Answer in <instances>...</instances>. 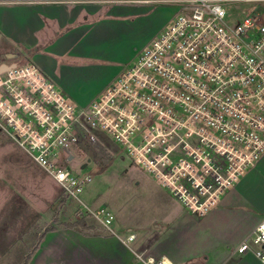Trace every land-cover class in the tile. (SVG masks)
Instances as JSON below:
<instances>
[{
	"label": "built area",
	"instance_id": "1",
	"mask_svg": "<svg viewBox=\"0 0 264 264\" xmlns=\"http://www.w3.org/2000/svg\"><path fill=\"white\" fill-rule=\"evenodd\" d=\"M29 0H0V5ZM36 3L58 0H34ZM169 7L164 30L86 105L34 63L0 74V133L111 235L114 216L79 199L89 176L69 164L106 134L193 216L217 206L264 155V11L227 21L226 7L264 0H127ZM73 149H75L73 151ZM264 264V216L234 249ZM144 264H171L138 256Z\"/></svg>",
	"mask_w": 264,
	"mask_h": 264
},
{
	"label": "rangeland",
	"instance_id": "2",
	"mask_svg": "<svg viewBox=\"0 0 264 264\" xmlns=\"http://www.w3.org/2000/svg\"><path fill=\"white\" fill-rule=\"evenodd\" d=\"M258 10L264 11V1L228 6L227 21L230 22V18L241 19L246 13ZM143 15L122 16L121 19L125 21L116 23L117 37L112 38V42L106 45V56L98 60L104 65L103 71L93 78L96 82L104 81L105 86L99 92L87 94L85 104L97 99L112 85L120 70L132 65L138 49L150 43L170 23L166 25V19L161 24L157 21L160 26L158 25L154 32V24L147 20L150 19V14ZM142 16L144 18L141 19ZM137 19L145 20L143 28L134 23ZM0 42V64L11 62L7 61L6 55H13V62L21 66L32 63L31 53L27 52L21 43L3 37L1 33ZM56 60L59 64L73 62L67 54L57 56ZM47 77L51 79L50 76ZM87 78L77 76L75 80L78 85H82L90 82ZM51 80L58 90H61L55 81ZM61 91L75 106L79 105L76 100ZM98 136L100 142L83 145L80 151L73 153L69 164V169L74 175L90 177V181L79 194V199L89 207H106L114 216L113 229L118 228L117 223L132 228L137 240L127 244L138 251L147 243L165 237V230H153L156 224H163L169 228L165 250L173 255L189 256L191 261L193 258L208 257V264H212L217 254L234 250L241 238L262 218L258 212L254 215L252 212L251 215L247 213V201L238 195L233 187L224 191L217 206L205 215L193 216L160 186L156 178L134 164L120 145L104 133H98ZM257 173L255 176L258 184L250 189L252 191L253 187L255 188L252 191L255 198L257 195L254 192L264 191V162ZM222 200L224 206L221 207L219 203ZM1 205L0 228L9 227L10 234L0 245V264H21L38 246L49 227L59 228L63 223L85 219L97 232H105L93 217L80 211L75 200L66 199L55 183L10 139L0 133ZM127 235L126 232L123 237Z\"/></svg>",
	"mask_w": 264,
	"mask_h": 264
},
{
	"label": "crops",
	"instance_id": "3",
	"mask_svg": "<svg viewBox=\"0 0 264 264\" xmlns=\"http://www.w3.org/2000/svg\"><path fill=\"white\" fill-rule=\"evenodd\" d=\"M135 14H150V19L147 20L154 24L155 32L163 20L167 21L172 17L174 10L165 6L127 0H58L47 3L29 0L28 3L23 1L0 7V33L3 37L21 43L25 50L31 53L32 63L50 76L61 90L76 102L85 104L87 94L99 92L105 86L104 81L96 82L93 78L103 71L104 65L98 60L106 56V45L112 42V38L117 37L116 23L125 21L121 19L122 16ZM143 16L140 18H144ZM144 21L137 19L134 23L143 28ZM157 21L160 24H157ZM65 54L69 55L73 62L59 64L56 57ZM77 76L88 77L90 82L78 85L75 80ZM262 162L264 155L233 188L247 201L246 209L249 215L250 212L252 215L258 212L263 217L264 191L254 192L257 195L255 198L252 196L255 188L250 190L252 186L258 184L255 175L258 174ZM219 205L224 206V201L222 200ZM117 227V231L114 230L120 238L125 239L123 236L127 232L135 236L134 241L137 240L132 228L120 223H117ZM254 227L238 244L250 235ZM5 228H0V245L10 234L9 227ZM154 228L153 230H165V237L147 243L138 251L117 236L109 235L105 230L97 232L95 229L82 230L61 226L44 234L29 264H144L138 256L153 259L164 257L171 264H208V257L193 258L191 261L188 259L189 256L171 254L164 249V244L168 240V226L156 224ZM233 252L232 249L217 254L212 264H259L251 255L239 256Z\"/></svg>",
	"mask_w": 264,
	"mask_h": 264
},
{
	"label": "trees",
	"instance_id": "4",
	"mask_svg": "<svg viewBox=\"0 0 264 264\" xmlns=\"http://www.w3.org/2000/svg\"><path fill=\"white\" fill-rule=\"evenodd\" d=\"M78 104L79 105H86L87 103L86 104H80V103H78ZM62 225L65 228H73V229L74 228H81L82 230H94L95 229L92 225L87 224V222L85 221V219H80V220L75 221V222H72V223H69V222L63 223ZM55 229H56L55 227H49L46 230V232L53 231ZM36 248H34V250L23 260V262L21 264H29V261H30L32 255H33L34 251L36 250Z\"/></svg>",
	"mask_w": 264,
	"mask_h": 264
},
{
	"label": "water",
	"instance_id": "5",
	"mask_svg": "<svg viewBox=\"0 0 264 264\" xmlns=\"http://www.w3.org/2000/svg\"><path fill=\"white\" fill-rule=\"evenodd\" d=\"M6 59H7V61L9 60L11 62L10 63L2 62L0 64V74L4 73L5 71L9 70L10 68H14L16 66V63L13 62V59H14L13 55H6ZM58 203H59V201L52 206V209H54Z\"/></svg>",
	"mask_w": 264,
	"mask_h": 264
}]
</instances>
